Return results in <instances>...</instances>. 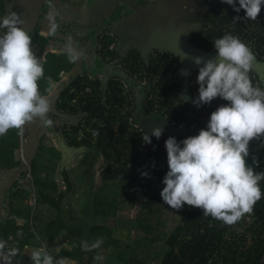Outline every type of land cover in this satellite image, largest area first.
I'll return each instance as SVG.
<instances>
[{"label":"trees","instance_id":"trees-1","mask_svg":"<svg viewBox=\"0 0 264 264\" xmlns=\"http://www.w3.org/2000/svg\"><path fill=\"white\" fill-rule=\"evenodd\" d=\"M53 1L40 0L35 21L29 24L32 13L12 0H0V17L14 11L25 21L23 27L44 67V78L38 82L41 94L56 93L49 112L53 126L40 124L37 145L27 163L18 152L26 131L18 135L10 129L0 136V240L7 242V248L19 249L11 263L32 264L33 247H45L54 260L63 257L75 264H264V195L248 215L253 220L246 233L239 234L233 228L241 220L228 226L186 204L178 210L179 218L171 217L161 190L143 194L138 182L120 175L139 162L146 177L163 178L168 166H157L154 159L159 158L157 150L165 153L166 139L173 136L181 141L197 135L207 127L211 112L228 102L218 97L199 108L191 103L198 96L199 68L186 85L178 75L180 58L174 52L155 48L147 62L136 48L123 56L111 48L102 26L134 12L133 0H117L102 24L92 28L82 26L80 13L70 6L73 0H62L64 5L54 16L58 31L52 37L48 31L43 33V22ZM211 1L198 28L189 33V42L212 52L216 51L213 41L225 33L239 37L255 57L249 73L252 83L264 89V5L257 20L250 21L243 19L244 9L237 13L231 5ZM69 37L84 53L75 64L60 54ZM91 44L92 56L87 58L83 50ZM73 67L76 73L60 83L61 73ZM181 94L189 102L184 103ZM155 127H162L163 133L159 139L151 136L146 146L142 136L151 135ZM93 130L99 135L94 137ZM249 153L248 164L255 172H264V138L253 140ZM99 163L104 164L105 178L96 175ZM259 186L264 193V180ZM82 189L86 198L73 204ZM32 190L34 206L27 203ZM142 214L159 215L150 223ZM249 233L254 242L243 248ZM229 234L236 247L229 242ZM98 238L103 240L99 249L81 250L82 240ZM114 249L118 256L111 254ZM97 254L103 259L94 260ZM0 264H4L1 256Z\"/></svg>","mask_w":264,"mask_h":264},{"label":"clouds","instance_id":"clouds-1","mask_svg":"<svg viewBox=\"0 0 264 264\" xmlns=\"http://www.w3.org/2000/svg\"><path fill=\"white\" fill-rule=\"evenodd\" d=\"M222 2L237 13L244 9L243 19L250 21L257 20L264 5V0H238L239 6L236 0ZM48 20V35L54 37L58 24L52 12L48 13ZM24 24L14 11L0 17V30H4L0 33V136L10 129L23 134L27 124L37 121L46 128L53 126L49 118L50 99L41 94L38 83L44 78L43 63L33 51L32 38ZM213 46L215 58H193L195 64L202 66L197 75L198 96L191 103L199 108L218 97L228 103L211 112L207 127L197 135L181 141L173 136L166 139L168 171L162 180L165 186L160 196L172 209L179 210L186 204L202 209L204 216L232 226L245 215H251L264 195L259 186L264 172H255L247 162L250 143L264 138V89L252 83L249 73L255 57L239 37L225 33L213 41ZM60 54L73 64L84 56L70 37ZM181 74L188 75V70L182 69ZM181 96L184 103L189 102V97ZM162 133V127H155L151 135L144 133L142 139L151 143V136L159 139ZM92 135L99 133L93 130ZM256 163L253 157V164ZM102 244L101 238L92 242L82 240L80 247L84 252H92ZM6 248L7 242L0 240V253ZM18 253V248H7L8 264ZM29 258L32 264H66L65 258L54 260L44 249H34ZM102 259L99 254L94 256L96 261Z\"/></svg>","mask_w":264,"mask_h":264},{"label":"rangeland","instance_id":"rangeland-1","mask_svg":"<svg viewBox=\"0 0 264 264\" xmlns=\"http://www.w3.org/2000/svg\"><path fill=\"white\" fill-rule=\"evenodd\" d=\"M19 8L27 9L31 16H29L27 22L32 24L35 21V16L37 13V5L40 0H12ZM221 5L230 6L227 3L222 2ZM216 1V2H217ZM117 0H73L70 6L80 13L81 23L84 28H92L101 25L103 22V17L113 8V5ZM211 0H148L147 3L138 2V0H133L131 4L135 7V11L131 12L128 15H124L116 19L113 23L102 26L107 32V39L110 40L111 48H116L119 51H122L120 54L123 56L130 48H136L139 50L143 58L148 62L150 57L153 55V50L158 48L162 51H171L174 52L180 58V69L178 75L187 85L189 77L193 72L202 66L194 63L193 58L196 56L203 57L205 60L209 58H215L217 56L216 51L208 52L201 49L195 48L189 40L188 35L193 30L197 29L201 23V17L203 12L207 7L210 6ZM64 5V1L55 0L53 1L49 12H52L55 16L56 12H59V9ZM48 12V13H49ZM48 13L43 22V33L48 31L49 20ZM53 43V42H51ZM93 46L92 44L85 46L84 50L87 58L92 56ZM79 51V50H78ZM187 69L188 75H182L181 70ZM76 68L67 73H61L62 77L60 83L67 80L70 74L76 73ZM58 83L57 85H59ZM144 89L149 90L150 87L147 83H141ZM56 97V93L53 91L49 97L50 102L53 101ZM139 124V122H136ZM40 130V123L32 122L25 126L24 135L20 139V145L18 152L23 157L25 163L28 159H31V156L34 153V150L37 145L38 132ZM147 146V143H144ZM165 153H161L157 150V156L154 159V164L166 168L167 164V151L165 148V143L163 144ZM62 156H65L63 150ZM27 165V164H26ZM96 175L100 178H105L108 175L104 171V164L99 163L96 166ZM143 165L139 162L131 164L128 169L124 172H121L120 175L123 178L133 179L138 182L141 186L143 194H155L163 189L165 186L162 183V177H156L149 179L144 175ZM29 175V174H28ZM65 189V185L62 184L61 187ZM80 193H77L76 198L73 201V204L82 203L86 198L84 189ZM31 197L30 194L27 198V203H32V206L35 204L34 192ZM144 211V210H143ZM165 211L175 218H179L180 212L177 209L167 208ZM159 214H157L158 216ZM143 217L150 223H153L157 216H152L149 214H142ZM252 217L245 215L241 219V223L236 225L233 230H236L239 234L246 233L248 226L252 221ZM165 230L168 231L169 227H165ZM65 232H62L64 236ZM247 243L243 248L252 246L254 240L251 234H248ZM229 242H232V245L236 247L233 243V235H228ZM122 243L125 242V238L122 237ZM68 246V244H65ZM46 246V245H45ZM240 246V245H239ZM34 249H44L39 247H33ZM113 256H118L117 250H111ZM66 264H75L74 261L67 259Z\"/></svg>","mask_w":264,"mask_h":264},{"label":"water","instance_id":"water-1","mask_svg":"<svg viewBox=\"0 0 264 264\" xmlns=\"http://www.w3.org/2000/svg\"><path fill=\"white\" fill-rule=\"evenodd\" d=\"M32 157V156H31ZM27 169V166H24V167H22V170H26ZM5 253H6V251L5 252H3V253H0V256L2 257V259L4 260V264H8V261H7V259L5 258ZM12 264V263H11Z\"/></svg>","mask_w":264,"mask_h":264},{"label":"built area","instance_id":"built-area-1","mask_svg":"<svg viewBox=\"0 0 264 264\" xmlns=\"http://www.w3.org/2000/svg\"><path fill=\"white\" fill-rule=\"evenodd\" d=\"M30 196L32 197V196H33V193H31ZM34 198H35V196H34ZM31 204H32V203H31ZM45 250H46V249H45Z\"/></svg>","mask_w":264,"mask_h":264},{"label":"crops","instance_id":"crops-1","mask_svg":"<svg viewBox=\"0 0 264 264\" xmlns=\"http://www.w3.org/2000/svg\"><path fill=\"white\" fill-rule=\"evenodd\" d=\"M20 221V220H19ZM21 222V221H20Z\"/></svg>","mask_w":264,"mask_h":264}]
</instances>
